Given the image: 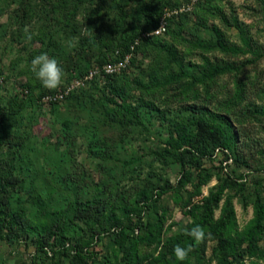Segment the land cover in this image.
Returning a JSON list of instances; mask_svg holds the SVG:
<instances>
[{"label":"trees","instance_id":"obj_1","mask_svg":"<svg viewBox=\"0 0 264 264\" xmlns=\"http://www.w3.org/2000/svg\"><path fill=\"white\" fill-rule=\"evenodd\" d=\"M234 1L200 0L156 36L147 34L189 0H0V51L22 46L13 69L29 90L0 89V251L33 247L20 264H264V146L249 154L253 134L244 133L248 126L264 133V86L259 102L246 103L248 83L260 79L247 83L240 73L264 57V46ZM253 2L246 9L264 33V0ZM41 53L59 60L67 81L132 58L126 69L43 104L56 90L30 70ZM229 74L230 99L214 108L196 103ZM46 107L59 116L54 142L35 130ZM135 126L141 142L127 139ZM80 142L96 180L78 161ZM132 142L152 146L129 154ZM237 202L253 212L244 226ZM175 208L185 221L174 220ZM196 225L206 233L198 244L187 234ZM176 245L192 246L188 259H176Z\"/></svg>","mask_w":264,"mask_h":264},{"label":"rangeland","instance_id":"obj_2","mask_svg":"<svg viewBox=\"0 0 264 264\" xmlns=\"http://www.w3.org/2000/svg\"><path fill=\"white\" fill-rule=\"evenodd\" d=\"M232 4H233L232 7L236 9L237 14L240 17V20L247 23L251 28H253L252 30L258 34L257 35L258 38H256L257 43L260 46H264V33H259L258 31L263 28V22L261 21L260 18L257 17L256 13L246 9L249 6L250 7L255 6L254 5L255 3L253 2V0H236ZM222 6H223V3L221 4V7ZM223 9L227 10V7ZM191 17H192L191 19H194V15ZM4 21H5L4 18L1 17L0 18V36H4L3 34L4 33V27H3ZM229 33L232 35L233 39H236L235 30H231L229 31ZM169 41L170 43L172 42L170 39ZM173 48L176 50V47H173ZM14 49L15 50L11 52L9 47H6L0 51V69L2 70V73H3L2 75H4V81H5L3 82L4 87L0 88L3 96H9L10 94L20 91V88L22 85V83L20 82L23 81V77L19 75L16 76L17 74H20V68H17L15 72L13 69V66L15 65L16 60L22 59L18 56L20 54V50L22 49V46L16 45ZM257 49H259V47ZM261 51L264 52V49H261ZM209 56L216 60L215 58L216 55L210 54ZM219 57H220V61H222L223 60L222 57L218 56V58ZM235 61L237 62V60ZM240 73H241V78L243 80L244 79L248 80L247 78L253 79L254 77H258L260 79L257 81V86L255 88L249 85L248 83L250 80L249 79L247 81L248 91H246V94H247L246 103H249L250 101L259 102L258 94H259L260 89H262L264 86V57L257 64L243 67ZM73 80H69V81L64 80L60 89H62L63 87H66L64 85H66L67 83H70ZM234 80H235L234 74H229V75H226L220 78L218 82L211 89V93L209 95L208 94L203 95L202 93V99L196 103L208 106L209 108H214L215 106H217V104L221 102L224 103L226 100L230 99L235 92ZM24 81L26 82L25 79ZM201 91L204 92L203 90ZM35 94H38V91H36ZM135 95L138 97V93H135ZM175 107L178 108L177 103H175ZM49 111H50V107L39 109L40 119H39V123L37 124L35 130L37 134H40V136H43L42 138H45L46 142L48 141L54 142L57 140V136H56L57 130L54 129V125L57 123L55 122L53 125V122L59 116H57L56 114H51L49 113ZM237 126L239 125L237 124ZM246 128H247V131L244 132L246 133L245 135H247L248 133L253 134L252 136H250L252 138L251 139L252 146L250 147L251 149L249 151V154H252V153L254 154L258 150L260 145H262L261 147L264 146V133H258L256 126H248ZM112 131L115 134L119 135L120 133H122L123 129L118 126L117 127L115 126L112 129ZM143 136L144 135L142 131L140 130V128L135 126L132 128V133L130 136L127 137V139L133 141L135 138H137V139H140V142H141L142 139L145 138ZM243 139L244 137L241 138L242 142H243ZM133 142L128 143V144L126 143L124 147L128 151L129 154H133L135 153V151H140V153L145 154L146 151L149 150V148L152 146L151 143L145 142L142 144L143 146L142 150H140L137 147V144H136L137 142H135V145H132ZM86 149H87V145L85 143L82 144L80 142L78 161L80 163L85 164V166L91 170L90 171L91 178L93 180H96L98 175L96 174V171L93 169L94 167H96V163L92 161L91 158L88 157L86 153ZM171 177L173 180L176 179V175H173V176L171 175ZM215 183L216 182L214 180L212 181L210 185H213ZM204 190L205 192H207L208 188H205ZM171 205L173 206V203H171ZM236 209L238 212L239 223L241 226H244L253 216L252 209L250 208L248 209V211H244L242 206L238 202L236 203ZM174 220L178 222L186 220L180 209L175 208ZM99 248H102V246H100ZM34 252L35 251L33 247L23 246L20 248L18 247V249L14 250L13 248H10L7 245L3 244V246L1 247V251H0V264H20L25 261H29L33 257ZM40 260L45 261V257L43 256Z\"/></svg>","mask_w":264,"mask_h":264},{"label":"clouds","instance_id":"obj_3","mask_svg":"<svg viewBox=\"0 0 264 264\" xmlns=\"http://www.w3.org/2000/svg\"><path fill=\"white\" fill-rule=\"evenodd\" d=\"M33 33L25 29L26 41H31ZM31 72L41 82L42 86L49 90H57L61 87L66 72L61 66L59 60L55 57L49 56L47 53H41L36 55L31 60L30 66ZM197 244L203 242L206 238V233L200 225H196L188 230L187 233ZM192 246L182 247L176 245L174 248V254L177 260L185 261L188 259L189 254L192 251Z\"/></svg>","mask_w":264,"mask_h":264},{"label":"built area","instance_id":"obj_4","mask_svg":"<svg viewBox=\"0 0 264 264\" xmlns=\"http://www.w3.org/2000/svg\"><path fill=\"white\" fill-rule=\"evenodd\" d=\"M199 1L200 0H189V2L181 6V8L167 11V13L163 16L161 20L159 28L147 35H156V36L163 35L167 30L168 18L174 15L180 16L182 14L192 13L193 7ZM131 58H132L131 55H127L123 60H121L116 64H111V63L107 64L102 69L104 73L102 72V70L99 69L93 70L89 74H87V76L82 80H74L71 81L70 83H67L66 85H64L66 87H63L62 89L60 88L57 89L53 95L49 94L48 96L44 97L41 102L43 104H50L52 102H61L65 100L67 97H69L77 89L87 86V83H92L97 77H102L104 76V74H108V75L113 74L121 71L122 69H126L131 63ZM3 82H5L4 77H0V85H3ZM20 90L23 91L25 95L29 93L28 89L20 88Z\"/></svg>","mask_w":264,"mask_h":264},{"label":"crops","instance_id":"obj_5","mask_svg":"<svg viewBox=\"0 0 264 264\" xmlns=\"http://www.w3.org/2000/svg\"><path fill=\"white\" fill-rule=\"evenodd\" d=\"M214 185V184H213Z\"/></svg>","mask_w":264,"mask_h":264}]
</instances>
